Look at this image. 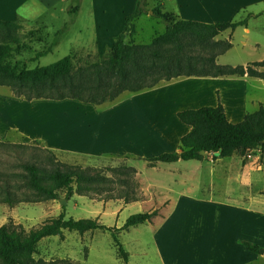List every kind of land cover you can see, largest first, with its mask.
Returning <instances> with one entry per match:
<instances>
[{"label":"crops","instance_id":"1","mask_svg":"<svg viewBox=\"0 0 264 264\" xmlns=\"http://www.w3.org/2000/svg\"><path fill=\"white\" fill-rule=\"evenodd\" d=\"M67 1L0 0V20L46 23L48 16L44 14L61 11L73 12L75 22L84 16L88 36L76 40L69 54L76 66L77 61L79 65L92 64L108 57L124 31L126 18L140 4L139 0H76L72 5ZM166 1L172 2L169 12L164 10ZM149 2L151 8L161 4L164 12L183 20L214 24L247 18L245 26L225 31L217 38L229 39L234 47H240L242 56L247 57H243L244 65L264 60V0ZM59 20L55 15L49 19L53 24H59ZM70 24L59 26L66 31ZM259 52L261 57H253ZM85 57L93 60H84ZM218 63L230 64L221 63L219 58ZM219 97L229 122L240 123L247 114L264 107V79L248 75L180 77L100 105L76 100L74 110L62 113L59 131L74 147L65 149L46 142L44 147L55 151L62 162L81 167H90L91 161H97V167L118 168L124 166L126 157L150 159L163 153H178L182 138L191 131L178 113L215 107ZM242 157L234 153L214 159L206 154L203 161L159 162L139 168L140 177L142 171L149 174L139 180L141 199L112 209L110 215L118 219L124 209L135 207L142 212L157 210L158 215L148 226L159 220L163 223L164 210H172L174 215L168 220L170 236L161 244L156 240L162 264H180L183 246L186 264H264V250L258 254L243 246L246 241L264 248V151L255 153L250 161ZM165 231L166 225L159 227L155 238ZM135 255L139 260L134 261L130 252V260L124 264H146L149 260L148 251Z\"/></svg>","mask_w":264,"mask_h":264},{"label":"trees","instance_id":"2","mask_svg":"<svg viewBox=\"0 0 264 264\" xmlns=\"http://www.w3.org/2000/svg\"><path fill=\"white\" fill-rule=\"evenodd\" d=\"M160 5H156L151 11L166 24L164 34L157 36L149 44L134 45L127 42L128 38L132 41L136 34L135 20L146 13V10L138 7L134 14L126 18L124 31L115 40L109 56L92 64L76 67L73 57L68 55L50 65L29 69L19 61L14 62L9 48L0 46V85L10 86L16 96L29 101L74 99L100 105L115 101L124 93L152 89L180 77L248 75L264 79V71L259 69L218 64L217 59L227 53L233 43L231 40L220 43L216 38L225 31H235L239 26H245L247 18L229 23L209 24L179 19L174 14L164 12ZM77 9L78 6H75L74 10ZM0 25L8 32L17 27L16 22L2 20ZM199 51L202 54L197 55ZM204 51L208 52V58L203 57ZM49 53H52L51 49L36 52L32 60L37 61ZM194 55L215 69V72L195 70ZM252 65L264 67V60ZM178 117L191 127V131L181 140L180 152L163 153L145 159L150 164L175 163L179 160L203 161L206 155L202 151L214 159L231 157L237 152L247 160L248 150L264 148V107L247 114L242 122L233 124L227 119L225 107L219 97L215 107L183 110L178 113ZM45 149L58 166L63 165L65 170L58 167L47 170L34 164L26 165L28 189L42 196L44 200H59V192L63 189L67 193L66 200L75 195L91 198L103 193H111L106 194L109 200L114 198L112 192L105 191L107 188L102 184L109 179L96 177L89 167L84 169L63 163L55 151L46 147ZM217 152H221L219 157L215 155ZM114 173L117 174L118 171L114 170ZM127 186L136 190L138 188L133 179L128 181ZM117 198L124 199L125 204L141 199L136 191ZM36 201L39 200H33L28 195L20 196L8 185L0 187V205L13 208L20 203ZM157 215V210L133 214L121 228L105 226L97 218L67 217L65 212L30 230L15 222H9L0 226V264H40L35 257L40 242L47 237H63L65 230L81 235L96 230L110 231L118 257L127 263L129 252L123 247L119 233L150 223ZM243 246L258 254L264 250L258 244L246 241Z\"/></svg>","mask_w":264,"mask_h":264},{"label":"rangeland","instance_id":"3","mask_svg":"<svg viewBox=\"0 0 264 264\" xmlns=\"http://www.w3.org/2000/svg\"><path fill=\"white\" fill-rule=\"evenodd\" d=\"M74 1L76 0H68L67 3L71 2L70 5H72ZM67 3H64L65 6ZM146 3H148V6L145 9L142 8L146 10V13L135 20L136 34L132 41L127 39L128 43L132 42L134 45L149 44L154 38L166 32L167 26L161 19L153 14L149 16V13L151 14L152 12L150 6L152 2L147 0ZM166 4L164 10L169 12L173 9L171 1L169 3L166 1ZM161 8L163 9L162 6ZM72 13L61 11V13L52 14L60 17L59 24L61 26L71 22L70 28L66 31L64 27L61 28L59 26L58 22L53 24L49 21L50 16H52L50 13L44 14L48 16L44 20L45 22L47 21V24L42 21L33 23L19 21L16 29L10 32L0 25V46L9 48L14 56V62L19 61L21 65H25L29 69L55 63L73 51L76 40L88 36L85 17L82 16L75 22L73 21ZM62 33L64 34L62 35ZM60 37L61 42L58 44ZM216 41L224 43L228 42L229 39L216 38ZM47 49H51L52 53L43 56L37 61L32 60L36 52H43ZM241 53L240 47H234L227 54L220 56L219 61L221 63H230L229 66H244L245 68L264 71V67L259 68L252 64L244 65L246 61L244 58L247 57L245 54V56H242L243 53ZM198 54H202V52L199 51ZM194 56L193 65L195 70L215 72V69L207 66L196 55ZM261 56L262 54L259 52L253 57L259 58ZM78 57L76 54L77 60L81 61L80 57ZM203 57H209L207 51L203 52ZM84 60H93V58L85 57ZM82 65H79L77 61L76 67ZM130 94L132 93H124L119 99ZM76 103L78 101L73 99L65 101L48 99L29 101L23 97L16 96L10 86L0 85V187L8 185L20 196L28 195L33 200H39L20 203L13 208L8 205H0V226L15 222L30 230L31 228L42 226L46 221L65 212L67 217L75 219L97 218L105 226L121 228L131 215L142 212L138 207H135L124 209L121 214L119 213L118 219L110 215L112 209H117L125 203L124 199L117 197L132 191H136L138 195L141 194L139 180L145 177L144 175L149 174L142 171L143 175L140 177L139 168L143 169L146 165L148 167L154 166L145 159L126 157L123 161L124 166L115 169L112 167H97L98 162L91 161L92 166L89 168L92 169L91 171L95 176L109 179L108 182L102 184L107 188L105 191L112 192L114 198L110 200L106 198V194L111 193H103L101 196L93 195L91 198L87 197L88 199L75 195L67 200L68 204L66 206H63L60 199H66V190L63 189L59 192V200H44L42 196L27 188L25 166L28 164H34L47 170L57 167L65 170L63 165L58 166L44 146H46V142L65 149L74 147L72 142L67 140L65 135L59 131L62 113L67 110H74V104ZM263 151L264 149L258 148L248 150L247 160H252L255 153ZM240 156L242 155L240 154ZM82 168L86 169L88 167ZM114 170H117L118 173L115 174ZM129 174H131V177H129ZM132 179L137 182V190L127 186L128 181ZM83 203L86 205H83ZM173 215L174 212L172 210L169 212L168 209H165L161 216V219L165 220L163 223L159 220L155 221L154 224H148V226L143 224L119 233L123 247L129 252V260L130 252L134 254L133 260L137 261L139 257L135 254L140 256L145 251H148L149 260L146 264H162L156 240L161 244L170 236L172 230L169 228L168 220ZM165 225L166 231L158 233L155 238L156 230ZM160 247L164 248L165 246L161 245ZM35 257L40 261V264H124V260L117 255L111 232L104 230L87 232L83 235L78 232L65 230L63 237L44 238ZM134 261L133 264H138Z\"/></svg>","mask_w":264,"mask_h":264},{"label":"water","instance_id":"4","mask_svg":"<svg viewBox=\"0 0 264 264\" xmlns=\"http://www.w3.org/2000/svg\"><path fill=\"white\" fill-rule=\"evenodd\" d=\"M146 1L147 0H141L140 4H139V7L142 9H145L146 8ZM151 14H153V12H151ZM203 155H206V152L205 151H202L201 152ZM216 156H220L221 155V152H217L215 154ZM60 202L63 206H66L68 204V201L66 199H60Z\"/></svg>","mask_w":264,"mask_h":264},{"label":"bare ground","instance_id":"5","mask_svg":"<svg viewBox=\"0 0 264 264\" xmlns=\"http://www.w3.org/2000/svg\"><path fill=\"white\" fill-rule=\"evenodd\" d=\"M182 249L184 251H182L181 253H179V258H180V264H186V249L183 246Z\"/></svg>","mask_w":264,"mask_h":264},{"label":"built area","instance_id":"6","mask_svg":"<svg viewBox=\"0 0 264 264\" xmlns=\"http://www.w3.org/2000/svg\"><path fill=\"white\" fill-rule=\"evenodd\" d=\"M248 157V156H247Z\"/></svg>","mask_w":264,"mask_h":264}]
</instances>
